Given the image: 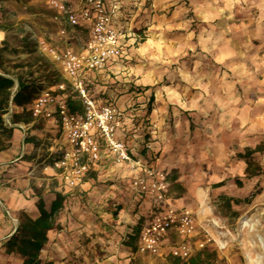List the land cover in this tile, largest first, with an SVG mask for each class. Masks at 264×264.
Masks as SVG:
<instances>
[{"label": "crops", "instance_id": "obj_1", "mask_svg": "<svg viewBox=\"0 0 264 264\" xmlns=\"http://www.w3.org/2000/svg\"><path fill=\"white\" fill-rule=\"evenodd\" d=\"M41 1L51 9L46 0ZM120 1L131 27L143 31L145 37L136 44L133 39L127 38L124 62L115 63L101 73H87L86 77L89 91L96 99L104 102L105 98L115 100V105L122 110V128L118 133L121 138L130 139V153L138 159H148L151 153L157 154V148L167 153L170 143H175L187 133L190 122L221 124L224 117L220 109L233 110L241 102L235 81L255 76L256 72L250 69L252 65H257L256 54L263 49L264 30L256 29L249 9L236 13L233 0ZM56 15L53 18L60 25L61 18L56 19ZM58 29L36 42L45 41L60 48ZM78 32V39L70 42L75 51H81L88 37L85 25ZM1 34L2 31L0 37ZM32 37L35 38V35ZM43 54L70 83L60 63L49 53ZM58 84L44 88L55 90ZM148 96L154 102L148 116L151 125L146 138L143 134V108ZM68 104L74 111L82 110L78 96L70 97L68 94ZM17 123L23 126L13 129L10 145L0 152V223L5 222L0 226V264H22L21 261H14V257L1 247L3 240L14 233L15 214L20 210L26 211L32 218L39 216L36 199L32 196V184L40 180V174L56 179L60 186L59 175L51 167V155L53 150L68 146L66 137L44 118L33 117L31 122ZM151 138L152 152L147 151ZM102 147L101 160L83 183L75 189L63 190L66 200H71L69 195L106 179L114 180L120 186L132 184L129 167L115 163L103 143ZM3 164L5 167H2ZM157 164L160 167L159 158ZM116 183L115 186H118ZM59 188L62 190V187ZM55 195L48 194L47 206L51 205ZM70 208L71 212L56 214L61 229L48 231L39 259L45 254L49 260L63 257L61 262L58 260L54 264H77L74 256L87 253L84 257H88V261L84 264H97L91 258L96 254L98 231L93 227H83L81 221L87 218L86 212L77 211L78 207ZM6 216L10 221H4ZM78 221L79 226L76 225ZM110 231H104V242L109 243L108 247L105 246L107 249L113 248L112 236L116 235Z\"/></svg>", "mask_w": 264, "mask_h": 264}, {"label": "rangeland", "instance_id": "obj_2", "mask_svg": "<svg viewBox=\"0 0 264 264\" xmlns=\"http://www.w3.org/2000/svg\"><path fill=\"white\" fill-rule=\"evenodd\" d=\"M233 3L236 13L249 9L250 19L254 21L256 29L264 30V0H233ZM55 13L41 0H0V72L16 82L23 81L28 87L25 95L30 100L44 87L58 83L66 85V93L70 97L78 96L36 42L38 38L55 32L63 25L56 24L53 18ZM262 47L256 54L257 65H252L250 69L256 72L255 76L235 81L241 102L233 110L220 109L224 117L221 124L190 122L187 133L175 140V143H170L167 153L162 149L156 150L160 169L167 175L169 183L167 201L177 207L189 209L196 221L194 235L187 239L191 247L188 259L182 260L169 253L182 240L175 230L170 231L163 254L138 252L137 244L142 231L152 221L154 214L163 212V205L149 193H136L133 182L120 186L114 180L106 179L100 184H92V187L85 188L82 192L69 195L74 199L66 200L64 189L60 190L57 180L40 174V180L32 184L36 207L41 197L46 209H49L50 206L45 203L48 194L60 193L64 200L58 212H71L70 206L78 207L77 211L86 212L87 218L81 221L83 227H93L98 231L96 254L91 258L97 264H184L191 259H196L201 264H264V46ZM14 88L15 86L12 92ZM150 98L151 96L146 97L143 108V134L146 138L151 125L147 114ZM105 100L107 103L116 102L112 99ZM153 102L154 99L151 98L152 107ZM7 117L12 122L27 123L33 120L29 104L22 108L14 106ZM6 129L0 126V139H4L8 148L13 130L9 132ZM148 142L153 148V139ZM100 189L103 192H97ZM15 216L17 221L14 233L25 217L30 215L20 210ZM54 219V229H61L56 215ZM4 221H10L8 216ZM4 223L1 222L0 226ZM76 225L79 226V221ZM105 230L116 233L112 236L114 244L111 249H107L109 243L104 242ZM13 234L3 240L1 247L14 257V261H21L23 264L17 248L8 244ZM42 252L43 249L40 255ZM86 254L74 256L76 263L84 264L88 261V257H84ZM39 257L38 264H54L58 260L61 262L60 259L63 258L49 260L45 254L42 258Z\"/></svg>", "mask_w": 264, "mask_h": 264}, {"label": "built area", "instance_id": "obj_3", "mask_svg": "<svg viewBox=\"0 0 264 264\" xmlns=\"http://www.w3.org/2000/svg\"><path fill=\"white\" fill-rule=\"evenodd\" d=\"M56 11V19L63 24L58 29L60 48L39 42L40 49L49 53L60 63L62 72L70 78V84L78 94L81 111L69 107L66 85L61 83L55 90L43 89L32 100L30 112L34 118H44L58 129L67 139L66 148L52 151L51 167L59 175L62 189L79 187L94 165L102 158L103 147L115 163L126 165L133 176L136 193H149L163 212L156 213L152 221L142 231L137 250L142 254L161 255L168 242L171 230L181 237V242L173 246L169 253L182 260L190 257L188 238L194 235L196 221L193 213L180 208L166 199L169 183L167 175L158 167V157L138 159L130 153V139L121 138L123 112L117 105L96 99L89 91L87 73H101L115 63L126 59L127 38L135 44L141 42L145 33L134 30L120 0H46ZM88 29L87 41L81 51L71 46L72 39H78L79 28ZM14 88L13 93L16 92ZM13 105L3 115L4 126H20L8 118ZM151 145L147 151L152 152Z\"/></svg>", "mask_w": 264, "mask_h": 264}, {"label": "trees", "instance_id": "obj_4", "mask_svg": "<svg viewBox=\"0 0 264 264\" xmlns=\"http://www.w3.org/2000/svg\"><path fill=\"white\" fill-rule=\"evenodd\" d=\"M15 86V80L6 77L0 72V126H3L4 130V118L3 115L9 110L10 103L13 106H23L30 104L32 99H27L25 92L27 86L23 81L17 80V90L12 92V88ZM152 98V97H151ZM151 98L147 104V114L151 113L153 107L151 106ZM13 123H17L13 121ZM14 128L6 129L11 132ZM6 149L4 139H0V152ZM64 197L60 193H56V198L50 205L49 209H46L43 199L40 197L37 203L39 216L32 218L26 216L24 221L20 223L16 232L8 240V244L15 246L17 252L21 254L23 258V264H38V257L45 243L47 242V233L54 228L55 215L62 208V201ZM13 252L12 249L9 250ZM179 264V262H176ZM184 264H201L196 259H191L188 263Z\"/></svg>", "mask_w": 264, "mask_h": 264}]
</instances>
